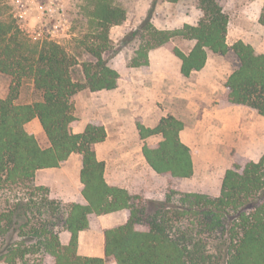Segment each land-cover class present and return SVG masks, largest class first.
I'll return each mask as SVG.
<instances>
[{
    "label": "trees",
    "instance_id": "16d2710c",
    "mask_svg": "<svg viewBox=\"0 0 264 264\" xmlns=\"http://www.w3.org/2000/svg\"><path fill=\"white\" fill-rule=\"evenodd\" d=\"M198 7V23L173 32L155 28L148 15L123 40H141L129 66L148 68L149 51L175 36L194 42L187 54L173 48L183 77L201 71L209 52L225 55L232 50L239 66L228 76L219 99L264 117V53L243 41L227 45L229 18L219 0H199ZM124 20L123 9L96 2L89 22L98 33L84 42L93 61L82 62L83 85L73 81L71 69L79 63L64 47L47 38L32 41L19 25L0 21V73L12 78L8 96L0 98V264H264V155L230 166L217 196L168 187L164 195L147 198L106 183L104 163L94 151L107 137L103 125L90 123L81 133L72 131L79 123L71 102L76 93L82 88H117L120 76L103 54L110 48L109 28ZM259 23L264 26V5ZM24 80L32 82L39 101L16 103ZM33 119L39 120L49 148L42 149L26 131ZM137 127L141 139L162 138L153 148L142 147L156 174L169 181L192 177L190 149L179 138L184 128L180 120L168 116L153 129ZM73 154L82 157L84 205L51 199L48 188L34 184L38 170L59 168ZM16 189L27 193L2 198ZM121 210H127L128 221L104 232V258L80 256L78 234L89 229L90 220ZM62 232L70 235L67 244L61 242Z\"/></svg>",
    "mask_w": 264,
    "mask_h": 264
},
{
    "label": "rangeland",
    "instance_id": "374dc122",
    "mask_svg": "<svg viewBox=\"0 0 264 264\" xmlns=\"http://www.w3.org/2000/svg\"><path fill=\"white\" fill-rule=\"evenodd\" d=\"M97 1L0 0V21H12L19 25L32 41L47 38L64 47L79 63L71 69V77L74 82L83 85L85 78L82 62L93 61L92 56L85 51L84 42L98 33L94 32L89 22L90 12ZM101 1L112 7H119L125 12V20L120 25L109 28L110 48L103 54V59L108 66L123 76L140 75L139 72L146 75V70L150 69L149 67L137 69L129 66L141 40L133 38L126 44L123 42L124 38L130 32L135 31L148 15L155 28L171 32L181 29L186 24L196 25L202 16L198 7L199 0H178L176 3L165 0ZM219 3L229 18L226 34L227 45L231 47L236 42L243 41L252 46L257 53H264V26L259 23L264 0H219ZM56 24L59 28L54 32ZM193 46V41L175 36L167 45L156 48H162L167 53L166 58L159 57L158 60L167 61L176 58L173 54L175 47L187 54ZM207 63L205 70L196 74V77L200 84L204 82L208 86H212L211 82L218 81L221 89L219 88L214 97L212 96L213 101H200L201 108H208L210 112L214 111L215 107L229 109L230 120L222 125L220 120L214 117L208 126L200 130L199 143L196 142L194 152H190L195 160L198 173L195 182H187L185 179L169 181V177L160 176L166 182V185H161L160 196L164 195L168 187L180 192L217 196L220 193L223 179L221 175L224 171L234 163L244 164L247 161H258L264 155V117L251 108L224 104L219 99L226 92L224 84L228 76L239 66L237 56L232 50L225 55L209 53ZM155 65L156 69L161 66ZM11 85L12 78L0 73V96L7 97ZM90 92L89 89L82 88L73 96L71 99L73 113L78 119L80 118L79 120L84 119L85 122H88L91 116H99L108 123V128L111 133L113 131L114 136V130H111V128L114 129V113L109 110V104H105L106 98L102 96L104 94L90 95ZM40 98L32 82L24 80L18 89L16 100L19 103H34ZM89 100L92 105L86 108L85 103ZM180 109L178 110L183 114L187 124L196 120L191 113L188 114L182 107ZM119 117L122 119L121 126L126 138L135 145L145 143L139 136L137 126L141 124L140 121L126 110H120ZM224 128H227V131H224ZM26 193L24 190L16 189L2 194V198L13 200L14 197H21ZM106 264L113 263L107 261Z\"/></svg>",
    "mask_w": 264,
    "mask_h": 264
},
{
    "label": "crops",
    "instance_id": "0c3cea01",
    "mask_svg": "<svg viewBox=\"0 0 264 264\" xmlns=\"http://www.w3.org/2000/svg\"><path fill=\"white\" fill-rule=\"evenodd\" d=\"M166 56L167 53L162 48L151 50L148 56L150 69L146 70V75L139 72L140 75L123 76L118 73L120 78L116 89L90 92V95L104 94L102 96L106 98L105 104H109V110L114 113V129L111 128L114 130V136L113 131L111 133L108 128V123L99 116H91L88 122L83 121L84 119L79 120L78 127L73 129L74 133H81L90 122L105 127L107 133L105 141L94 146L97 160L104 163V179L108 185L124 189L132 196L160 197L161 185H166V182L149 167L142 154V147L146 143L147 146L153 148L162 138L160 135H154L143 139L145 143L142 141L137 145L131 143L123 134L122 119L119 117L120 110L130 112L146 129L155 128L162 118L175 117L184 124L179 134L180 141L192 153L195 143H199L200 130L208 126L214 117H217L222 125L230 120L229 109L215 107L214 111L210 112L208 108H201L200 101H213L212 96L214 97L218 89H221L218 81H213L212 86H208L204 82L200 84L196 77V74L205 70L208 63L206 62L207 64L201 71L192 72L189 77H183L180 72V60L176 58L167 61L158 60L159 57L166 58ZM155 64L161 65L159 69L155 68ZM0 98L6 97L0 96ZM16 103L32 104V102L19 103L18 100ZM91 105L90 100L85 103L86 108ZM180 107L188 114L191 113L196 120L187 124L183 114L179 112ZM199 117H201L200 120ZM25 129L35 136L42 149L50 147L38 119H33L26 124ZM226 129L223 130L227 131ZM192 161L193 175L190 179H185L187 182H195L198 174L194 158ZM82 168V157L79 154H73L59 168L38 170L34 183L37 186L48 188L52 199L84 205L86 200L82 195L83 185L80 180ZM224 173L225 171L221 175L222 178ZM127 221V210L92 218L89 222V229L78 234V254L83 257L104 258V232L124 225ZM60 239L63 244H67L70 235L68 232H63L60 234Z\"/></svg>",
    "mask_w": 264,
    "mask_h": 264
},
{
    "label": "built area",
    "instance_id": "2783aa9c",
    "mask_svg": "<svg viewBox=\"0 0 264 264\" xmlns=\"http://www.w3.org/2000/svg\"><path fill=\"white\" fill-rule=\"evenodd\" d=\"M58 28H59V25L58 24L54 25V32L57 31Z\"/></svg>",
    "mask_w": 264,
    "mask_h": 264
}]
</instances>
